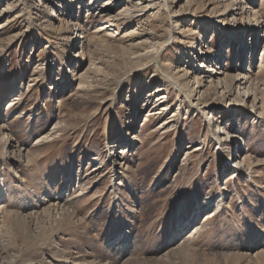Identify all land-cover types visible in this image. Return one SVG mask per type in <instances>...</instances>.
<instances>
[{
  "label": "rangeland",
  "instance_id": "rangeland-1",
  "mask_svg": "<svg viewBox=\"0 0 264 264\" xmlns=\"http://www.w3.org/2000/svg\"><path fill=\"white\" fill-rule=\"evenodd\" d=\"M87 1L0 0L3 250L14 264H264V0H155L110 18ZM80 36L90 63L73 58ZM199 52L208 71L221 58L223 83H196ZM160 86L163 105L146 96ZM236 154L244 171L229 180Z\"/></svg>",
  "mask_w": 264,
  "mask_h": 264
},
{
  "label": "bare ground",
  "instance_id": "bare-ground-1",
  "mask_svg": "<svg viewBox=\"0 0 264 264\" xmlns=\"http://www.w3.org/2000/svg\"><path fill=\"white\" fill-rule=\"evenodd\" d=\"M54 1L55 0H46V3L50 5V4L54 3ZM180 1H182V0H180ZM65 3L68 4V0ZM162 3H164V2H162ZM157 5H158V1L155 2V0H88L87 1V6L89 7V8L88 7L87 8L90 9V10H96L97 15L99 17H101V18H105V17L110 18L114 14L124 15L125 10H127V11L128 10H134V12H135V11H137L138 8H142L141 12L140 11L139 12H135V13L133 12L134 15L137 17V16L142 15L144 13L148 14ZM1 12H2V10H1ZM5 13L2 12L1 14L4 15ZM57 17H59V15H56V14H51L50 15V18H54L55 19ZM150 18L147 17L144 20L140 21V23H138V26L140 28L144 29V30H145V28H149V26L152 25V20ZM186 22L189 23L191 21L186 19L184 23H186ZM70 24H71V28H70L71 31H73V32L78 31L76 26H75V24H73V23H70ZM110 27L111 26L101 25L99 27V32H102L104 34H108L111 31ZM262 27L263 26L261 25L260 21L256 22V26H255L256 31H260V29L262 30ZM263 31H264V28H263ZM248 33H249L248 31H245L243 33H238L237 36H235L236 40L238 42V45L240 46L241 53H243L245 55H246V51H247V46L246 45H248V42L246 41V34H248ZM76 36H78V35H76ZM82 39H83V37L80 36V37L77 38V41L75 42L76 49L80 48L81 52H78L77 54L75 53L73 55V58L77 62L85 63L86 60H87L88 63H90L91 59H92L91 58V54L90 53H86L83 50V44L84 43H83ZM250 41H249V43L251 44V47L249 46L250 48H252V46H255L256 43L260 42L259 39L256 42V40L252 39V38L250 39ZM263 57H262V60H263ZM207 58H208V52H205V53L204 52H199L198 59L202 60V62L204 60V65L202 64L200 66V68H197L196 70L191 71L193 73V75H194V78L196 79V83H198V85H200L198 79L205 78L206 75H208V73H210V71H212V74L215 76V78L217 80H220L223 83L225 81L226 75H224L225 74V70H223L222 67L220 66L221 58L220 57L218 58V56H217V58L213 61L215 68L213 70H210V71H208L207 70L208 67L205 66V60H207ZM260 60H261V58H260ZM221 76H223L222 77L223 79H221ZM242 80H243V78L240 77V76L235 78L234 84L232 86H234L236 88L237 92L240 91V93L243 94L244 98L249 99L252 96L251 93H246V92L241 91V89H243L242 85L244 84L242 82ZM234 87H233V89H234ZM219 89H220V87H219ZM225 91H226V89H225ZM152 95H155V102H157V105H163V103L166 100V97L164 96L165 95V89L164 88H162L160 86V87L154 89L151 93H148L146 96L150 97ZM147 97H146V99H147ZM19 101H20L19 94L13 96L11 98V100H9V102L7 103V109L15 107ZM150 105H151L150 100H146L145 109L148 108ZM238 106H239V104L233 103V108L234 107L236 108ZM211 122H212V125H214L215 127L227 124L226 123L227 120L223 119L221 116L212 117ZM228 122H231V121L229 120ZM221 128H223V127H221ZM50 131L47 133V135H51L52 132H50ZM43 137L44 136L39 138V140H37L35 144L36 145H41ZM217 137H219L223 142H234L235 138H236L237 142L240 141L239 138H237L233 134H228V133L225 134V133H222L221 130L217 132ZM7 145L9 147V149H11L12 152L16 149V145H14L13 141H12V143H9ZM126 147H127V145L124 146L123 148H121V151H119V152L117 151V158L119 160L123 159L124 156L129 152V151L126 150ZM186 148H187V152L185 154H187V155H190L191 153L197 152L199 150L197 148V146L194 145V144H191V145H189ZM228 161H232V164H231L232 168L231 169H233L231 175L229 176V180H230L233 177L235 178V173L237 174V173H240V172L244 171V170H242V169H244V165H243L244 158H242V157H240L239 155L236 154L235 156L233 155V158H231L230 160L228 159ZM229 180H227V181H229ZM8 192H9L8 191V186H6L3 183V181L0 179V215L4 213V211L6 210V208L9 205ZM212 215H208V216H212ZM194 220H195V218H194ZM199 228H200V223H194V224L192 223L191 226H190V229H187L186 227L181 228V230L179 231L178 235H176V239L175 240L179 241V244H180V243L184 242L186 239H188L189 237H191V235L194 232H196L197 230H199ZM2 239L3 238L0 235V264H14L13 259H10V256H8L6 251L3 250V249H5V247L3 248V242L4 241Z\"/></svg>",
  "mask_w": 264,
  "mask_h": 264
}]
</instances>
